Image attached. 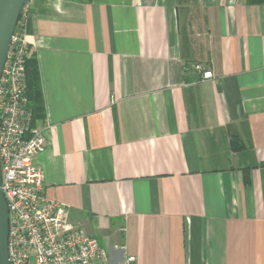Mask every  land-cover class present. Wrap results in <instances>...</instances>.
Here are the masks:
<instances>
[{"label":"crops","instance_id":"0c3cea01","mask_svg":"<svg viewBox=\"0 0 264 264\" xmlns=\"http://www.w3.org/2000/svg\"><path fill=\"white\" fill-rule=\"evenodd\" d=\"M21 21L69 223L110 264H264V2L27 0Z\"/></svg>","mask_w":264,"mask_h":264},{"label":"built area","instance_id":"2783aa9c","mask_svg":"<svg viewBox=\"0 0 264 264\" xmlns=\"http://www.w3.org/2000/svg\"><path fill=\"white\" fill-rule=\"evenodd\" d=\"M28 57L20 18L0 75V189L10 211V264H110L105 247L69 223L64 205L44 195L43 172L34 156L45 150L47 142L42 131L31 125L25 94ZM194 69L201 78L212 77L202 64ZM133 261L134 256L125 255L119 264Z\"/></svg>","mask_w":264,"mask_h":264},{"label":"water","instance_id":"95a60500","mask_svg":"<svg viewBox=\"0 0 264 264\" xmlns=\"http://www.w3.org/2000/svg\"><path fill=\"white\" fill-rule=\"evenodd\" d=\"M27 0H0V75L7 56L11 35ZM1 184V172H0ZM10 211L6 197L0 189V264H10L8 234Z\"/></svg>","mask_w":264,"mask_h":264},{"label":"trees","instance_id":"16d2710c","mask_svg":"<svg viewBox=\"0 0 264 264\" xmlns=\"http://www.w3.org/2000/svg\"><path fill=\"white\" fill-rule=\"evenodd\" d=\"M252 3H262L264 0H249ZM21 16L19 17L20 20ZM18 24V23H17ZM25 65V94L27 105L31 111V125L44 118V102L41 90L39 70L36 59L31 55L24 61Z\"/></svg>","mask_w":264,"mask_h":264},{"label":"rangeland","instance_id":"374dc122","mask_svg":"<svg viewBox=\"0 0 264 264\" xmlns=\"http://www.w3.org/2000/svg\"><path fill=\"white\" fill-rule=\"evenodd\" d=\"M20 21V20H19Z\"/></svg>","mask_w":264,"mask_h":264}]
</instances>
